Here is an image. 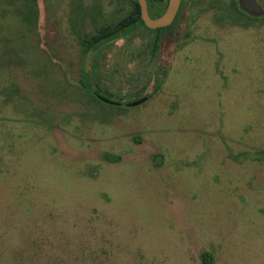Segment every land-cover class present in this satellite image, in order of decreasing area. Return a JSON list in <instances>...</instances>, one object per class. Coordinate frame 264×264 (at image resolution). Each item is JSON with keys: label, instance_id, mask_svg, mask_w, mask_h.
Wrapping results in <instances>:
<instances>
[{"label": "rangeland", "instance_id": "rangeland-1", "mask_svg": "<svg viewBox=\"0 0 264 264\" xmlns=\"http://www.w3.org/2000/svg\"><path fill=\"white\" fill-rule=\"evenodd\" d=\"M212 1L154 56L84 50L129 0H0V264H264V16Z\"/></svg>", "mask_w": 264, "mask_h": 264}, {"label": "trees", "instance_id": "trees-1", "mask_svg": "<svg viewBox=\"0 0 264 264\" xmlns=\"http://www.w3.org/2000/svg\"><path fill=\"white\" fill-rule=\"evenodd\" d=\"M150 1L152 2V4H154V6H157L159 2H162V4L166 6L169 0H147L148 3ZM234 1L235 0H231L229 4H224L223 0H219L222 9H226L229 11L227 14L223 13L220 16L221 19H226L229 21H240L241 18H239L237 12L235 11L237 9V4ZM183 2H185V0ZM129 4L130 8L128 9L127 13L122 16L119 20L113 23L108 22L103 25H98L97 32L90 39H88V42H86V44L84 45V50L86 52L90 50H94L96 52L98 49L103 48L106 44L110 42H115L116 40L125 37L128 34H131L133 31H136L140 26H142L145 30L155 33L149 40V44H151L150 52L154 56L160 54L162 39L165 37L166 32L168 30L170 31L172 27H175L178 24V20L181 11L183 10L184 3L180 8L176 19L170 26L157 29H151L145 25L141 17V8L138 0H129ZM148 96L150 97L151 94ZM117 105H122V103ZM111 157L112 156L109 154L106 155L107 159H112ZM212 260L213 257L209 252H205L203 254L204 264H212Z\"/></svg>", "mask_w": 264, "mask_h": 264}, {"label": "water", "instance_id": "water-1", "mask_svg": "<svg viewBox=\"0 0 264 264\" xmlns=\"http://www.w3.org/2000/svg\"><path fill=\"white\" fill-rule=\"evenodd\" d=\"M138 2L141 8V17L145 25L151 29L166 27L172 24L178 13V10L181 4V0H169L166 11L159 17L152 18L149 13L147 0H138ZM99 98L106 103L118 104L115 101H111L110 99L103 97V96H99ZM147 99L148 97H143L140 100H137L136 102L131 103V105L141 104L145 102Z\"/></svg>", "mask_w": 264, "mask_h": 264}, {"label": "flooded vegetation", "instance_id": "flooded-vegetation-1", "mask_svg": "<svg viewBox=\"0 0 264 264\" xmlns=\"http://www.w3.org/2000/svg\"><path fill=\"white\" fill-rule=\"evenodd\" d=\"M183 1L184 0H181V4H180L178 12L180 11V8L182 7L183 3H184V6H183V8H184L186 4L196 3L197 1H200V0H185V2H183ZM234 2L237 4V9L235 11L237 12L239 18L242 17L240 19V21H234V22L242 23L245 26H247V25L249 26L252 23H256V20L258 19L259 16H262V15L264 16V9H261L258 7V8H256V9H258V11H251V10H249L250 9L249 7H244L242 5V0H235ZM212 3H214L216 5V7L219 9V0L212 1ZM151 6L155 7L156 9H153L155 14L152 15V13L150 12V4L148 3V9H149L150 16L152 18H157L166 11L168 4L166 6H164V4H162V2H159L157 4V6H154V4H151ZM182 11H181V13H182ZM176 17H177V15H176ZM176 17H175V19H176ZM222 20H226V19H222Z\"/></svg>", "mask_w": 264, "mask_h": 264}]
</instances>
